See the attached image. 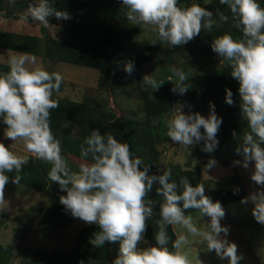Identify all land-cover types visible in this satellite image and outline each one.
Returning <instances> with one entry per match:
<instances>
[{"label":"clouds","instance_id":"1","mask_svg":"<svg viewBox=\"0 0 264 264\" xmlns=\"http://www.w3.org/2000/svg\"><path fill=\"white\" fill-rule=\"evenodd\" d=\"M180 0H122L128 11L127 19L153 25L162 41L173 46L185 45L202 29L211 31L215 17L227 21L229 17L217 9V14L200 3L178 6ZM229 6L236 28L242 37L234 38L224 33L211 41V49L222 59L231 63V76L239 82L240 108L247 121V129L236 147V153L243 157L234 164L244 168L254 161L251 180L264 186V7L259 0H220ZM31 19L50 24L49 17L57 20L69 19L70 13L50 6L49 0H39L27 10ZM35 63V58H32ZM27 57L10 59L9 70L0 73V124L6 125L4 136L12 141L21 138L26 149L37 158L50 162L48 177L58 182L66 195L60 196V203L73 217L89 224L95 223L99 231L93 233L89 243L101 247L106 242L119 241V249L111 264H190L188 256L181 250L188 245L185 234H177L171 248L167 227L181 225L188 234L200 238L208 252L215 251L221 261L238 264L242 256L237 244L228 239L229 226L222 225L225 209L222 203L205 194L202 184H193L188 177L180 183L170 180L172 172L166 169L162 174H148V166L141 170L143 161L133 157L130 146L119 141L113 134H102L94 129L80 145L81 158L90 162L79 164L73 170L61 154V142L55 137L50 126V110L59 106L53 92H59L63 80L61 73L48 71L41 66L29 68ZM122 70L131 75L135 70L134 61L118 62ZM178 81H174L172 92L184 94L189 87L182 69H173ZM146 85L158 90L165 81H157L152 75L143 77ZM168 81H173L170 76ZM225 103H234L233 91L225 89ZM209 115L200 112H185L184 105L178 104L173 115L167 120V136L180 146H191L203 142L202 151L212 153L219 146L217 132L223 118L215 111V103L209 102ZM203 128V131L201 129ZM237 134L233 131V136ZM27 163V157L10 151L0 141V193L11 179L18 183L20 177H9L6 173L19 172ZM217 164L212 158L209 168ZM154 182L160 187L156 191L164 197L159 204L160 219L156 221L155 243L145 237L146 219L153 215L150 200L145 197L152 190ZM239 189H234L238 191ZM251 202L252 214L257 222L264 224V187L241 199ZM187 209H197L203 217H209L207 227L201 229L193 222ZM144 241L145 247H138ZM78 264H85L80 259ZM88 264H95L89 260Z\"/></svg>","mask_w":264,"mask_h":264},{"label":"trees","instance_id":"2","mask_svg":"<svg viewBox=\"0 0 264 264\" xmlns=\"http://www.w3.org/2000/svg\"><path fill=\"white\" fill-rule=\"evenodd\" d=\"M190 3L195 2L179 3L178 6L187 7ZM259 3L264 7V0H259ZM29 4L38 3L19 0L21 9ZM49 4L70 13L69 19L57 20L55 16H51L49 20H64L79 24L75 31L72 28L65 29V32L72 36L71 39L51 37L44 25L41 27V35L0 28V47L34 54L49 61H64L97 69L100 72L99 80L102 89L110 83L111 75L116 72L119 64H122L118 62L131 60L135 63V70L130 76L125 77V82L129 85L136 83L139 90L136 94L137 99L128 91L127 97L133 101L134 110L127 116L116 114L111 107L101 103L92 95L82 101L53 95L59 106L50 110V126L55 137L61 142V154L66 160L69 155H74L90 162V159L81 158L80 145L94 129H99L102 134L111 133L119 141L127 143L133 157L142 159L144 164L140 166L141 170L148 166L149 175H159L164 170L170 169L172 172L170 180L176 181L177 184L182 177H188L193 186L201 184L202 182L198 181L202 173L200 166L189 168L180 163H172L161 168L160 146L171 140L166 134L167 120L171 118L178 104L184 105L185 112L198 111L207 117L210 101L215 103L216 113L223 118L217 132L219 146L212 153H208L201 150L203 142L194 144L191 156L213 157L225 166L234 164L237 159H243L235 149L243 132L250 129H247V121L241 113L239 82L231 76L230 61L216 65V53L211 49V41L226 32L234 38L242 37L241 30L234 25L233 14L228 5L221 4L220 0L201 4L202 7L213 11L214 15L219 9L229 19L223 21L216 16V22L211 31L202 29L200 35L187 44L173 46L162 41L158 35L137 40L135 36L142 31V24H140L142 22L127 19L128 8L122 4V0H91L89 5H84L79 0H49ZM0 9H2V3H0ZM3 14L9 18L20 17L8 11ZM28 19L33 21L30 17ZM182 51H192L195 56L186 65L183 63L175 65V57ZM151 61L156 63L151 69L152 77L157 81H165L155 91L145 84L141 76V66ZM9 65L0 61V73H6ZM173 69H182L187 75L184 84L189 89L182 95L171 91L174 81H178ZM170 76L173 81H168ZM62 87L63 80L60 90ZM226 88L233 91L234 103L231 105L225 103ZM234 130L237 134L235 137ZM68 164L73 170H78V163L69 162ZM50 168V162L39 159L36 155H30L19 172L14 170L6 173L10 178L19 176V182L14 183L10 179L7 183L20 190H36L49 194L52 201L44 210L43 217L47 223L66 226L76 217H73L71 212L60 203V196L66 195V191L61 190L58 182H52L49 179ZM157 187L160 185L154 182L152 190L145 197V200L151 201L153 215L146 219L147 228L144 235L153 244L155 243L154 231L158 230L156 221L160 219L159 204L164 200V197L156 191ZM237 188L239 190L234 192ZM205 194L214 202L219 200L222 205L249 196L246 184L238 170L234 174L218 179L212 187H205ZM185 212L186 214L200 213L197 209H187ZM248 223L250 224L249 221ZM96 231H99V226L95 223L81 227L71 249H53L49 252L42 250L32 252L24 249L22 264H40L41 262L43 264H78L80 259H84L85 264H88L90 259L94 260L95 264H111L112 242H106L99 248L89 243V238ZM167 231L171 237L169 241L171 248L172 241L180 233L175 226L171 225L167 227ZM13 255L14 246L11 243L0 242V264H10Z\"/></svg>","mask_w":264,"mask_h":264},{"label":"rangeland","instance_id":"3","mask_svg":"<svg viewBox=\"0 0 264 264\" xmlns=\"http://www.w3.org/2000/svg\"><path fill=\"white\" fill-rule=\"evenodd\" d=\"M29 1L32 3L39 2V0ZM210 1L213 0H180V3L195 2L203 5ZM79 2L89 5L91 0H79ZM0 3H2V9H0V28L25 34H42V23L25 18L28 16L27 10L32 4L21 9L19 0H0ZM5 11L12 12L14 15H20V17H6L3 14ZM49 22L50 24L46 26L47 33L54 38L71 39L72 36L68 35L65 29L72 28L75 31L79 27L78 23L72 24L64 20H49ZM140 24H142V31L135 36L137 40L158 35L154 31L153 25ZM19 56L27 57L26 66L29 68L41 66L50 72L57 71L61 73L63 87L58 93L54 91L53 95L80 101L92 95L101 101V103L107 104L120 116H127L134 110L132 108L133 101H130L127 95L128 91H130L133 97L137 99L136 94H138L139 90L136 83L129 85L125 82V77L128 75L122 70L123 64H119L116 72L109 79L110 83L102 89L99 80L100 72L97 69L64 61H49L34 54L0 47L1 62L10 64L12 57ZM194 56L195 54L192 51H182L175 57L174 64L183 63L186 65ZM33 57L35 58V63L32 61ZM228 62L229 60L222 59L216 54V65ZM155 64L154 61H151L141 66L142 79L146 74L151 75V69ZM4 129L5 127L0 124V141L9 146L10 151L17 155L25 156L27 159L30 155H35L26 149L24 141L21 138H17L15 141L6 138L4 136ZM193 148L194 145L184 147L171 140L165 145H161V168L172 163H180L189 168L200 166L202 173L198 177V181L202 182L201 184L204 187H212L218 179L229 174H234L238 170L246 184L249 195L264 187L251 180L254 162H250V166L244 168L242 165L236 164L225 166L214 158L217 164L209 168V160L213 157H192L191 151ZM67 161L75 164L88 162L74 155H69ZM51 201L52 197L46 192L20 190L9 183L4 185L3 192L0 193V242L11 243L14 246V255L10 264H22L24 249L31 250L32 252L37 250L49 252L53 249H71L75 243L79 229L89 224L79 218H75L66 226H56L52 222L47 223L43 217V213ZM222 206L226 214L222 218L221 224L229 226L228 239L237 244L238 254L242 256L238 264H264V224L257 222L254 218L252 214L254 205L251 202L243 204L241 200H237ZM191 215L197 227L201 229L207 227L209 217H203L201 213ZM175 228L180 234L187 236L188 245L182 247L181 250L188 256L190 264H228L227 259L221 261L215 251L208 252L206 246L200 242V238L188 234L183 226L176 225ZM142 243L144 241L138 242V247L146 246ZM118 249L119 241L112 242L111 262L116 257ZM40 264L43 263L41 262Z\"/></svg>","mask_w":264,"mask_h":264}]
</instances>
